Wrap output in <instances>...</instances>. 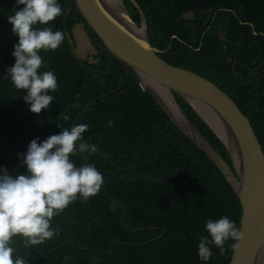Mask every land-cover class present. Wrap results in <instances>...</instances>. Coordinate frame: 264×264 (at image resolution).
<instances>
[{"label": "trees", "instance_id": "1", "mask_svg": "<svg viewBox=\"0 0 264 264\" xmlns=\"http://www.w3.org/2000/svg\"><path fill=\"white\" fill-rule=\"evenodd\" d=\"M136 1L146 14L153 45L162 50L171 46L159 54L160 58L172 66L203 75L230 94L249 119L264 151V0H208L203 6L208 8L194 11L214 15L218 9L202 43L200 36L193 39L182 27L181 35L168 1ZM58 2L61 15L48 25L35 26H48L64 33L61 45L47 54L48 62L52 55L51 67L43 63L40 69L53 71L61 88L59 92H50L54 100L47 112L34 114L43 123L36 134L47 137L58 134L64 128L70 129L76 119L78 124L88 126L83 142L95 146L96 151L84 152L89 165L94 164L103 178L98 189L100 208L91 220L95 264H199L195 249L205 220L222 216H230L236 222L241 219L236 195L214 164L171 123L153 98L141 93L136 75L131 74L127 84L115 92L125 74L122 65L111 59L106 49L94 58L100 59L99 63L91 64L72 55L65 32L76 23L75 17L79 22L83 20L74 0ZM19 7L22 5L17 0H0V129L9 127L10 116L25 120L24 107L29 108L23 99L26 93L11 85L6 72L14 64L13 45L18 42L8 17ZM67 7L72 12L65 18ZM220 25L224 32L218 37ZM166 26L168 32L164 31ZM172 34L178 39L170 41ZM92 39L97 49L104 48L95 36ZM225 54L234 63L229 64ZM176 100L191 124L230 164L226 149L207 125L183 100L179 97ZM90 102L93 104L79 115ZM66 106L68 109L62 112ZM61 114L68 117V123ZM1 140L7 148L16 149L15 153L23 149L21 142L15 145L10 140ZM70 159L76 166L79 162L87 164L77 152ZM5 168L0 158V169ZM152 176H157L158 181ZM165 177L166 184L161 181ZM72 206L70 203L67 207ZM59 214L69 218L84 216L60 211L50 225L58 235L44 247L33 245L40 250V254L34 255L49 252L52 260L67 251L68 244L62 245L65 242L62 239L74 238L69 230L73 225L64 222ZM18 250L24 251L22 247ZM230 256L228 251L221 264H228Z\"/></svg>", "mask_w": 264, "mask_h": 264}, {"label": "clouds", "instance_id": "2", "mask_svg": "<svg viewBox=\"0 0 264 264\" xmlns=\"http://www.w3.org/2000/svg\"><path fill=\"white\" fill-rule=\"evenodd\" d=\"M122 1L123 12L126 13L125 8H128L134 17L129 18L126 13L130 19L128 21L122 17L121 13L118 15V20L120 23L129 24L131 28L133 23L140 28V12L128 0ZM165 1L173 6L172 15L175 17L176 24L180 27L181 35L183 36L184 33L182 27L187 29L186 34L191 38L196 39L200 36L199 42L202 43L214 24L215 16L209 14L195 15L193 12L208 8L203 7L207 5L208 0ZM134 2L137 6H140L136 0ZM17 3L22 7L16 9L14 14L8 17V21L12 25L13 34L18 37V42L13 45L14 64L7 68L6 72L14 87L26 93L23 95L24 101L29 106V108L24 107L27 114L26 122L33 120L35 123L25 126L24 122V124L18 126L11 122L8 128L0 129L1 139H14V141L21 142L20 148L23 147L15 153L16 149L7 148L0 139V158L6 165L5 169H0V264H42V260L45 261L44 264H95L93 250L95 234L94 223L91 220L95 219L100 208L101 197L99 195L101 192L98 189L103 182V178L94 164L88 165L79 162V166H76L70 159V156L78 150L90 149L92 152L96 151L95 146L83 142V133L88 126L78 124L77 120L72 123L70 129L64 128L58 134L49 137L36 134L43 123L37 120L34 114H39L42 110L47 112L46 109L54 100L50 92H59L61 88L60 81L53 71H40L44 67L40 53L56 50L64 40V33L60 30L53 31L48 26H35L38 24L48 25L50 21L61 15L62 8L58 0H17ZM217 10H214V12H217ZM79 17L82 18L80 14ZM144 19L147 41L153 48L158 50L159 53L156 54L160 57L159 54L165 53L166 49L169 50L171 46L165 50L154 46L146 14H144ZM80 23L84 26V32L86 29H90L84 20L74 23L70 31H67L74 38L81 39V33L80 36L76 35V32L80 31L74 29ZM121 28L122 26L119 30ZM164 31L168 32L167 26ZM223 32L220 25L218 37ZM134 33L141 35L140 32L134 31ZM131 38H134V35L126 34L123 41L129 45L128 41ZM174 39H178L176 34L170 36V41ZM67 46L72 53L75 52L74 46L70 44H67ZM110 55L111 59L122 65L125 74L124 79H120L121 85L116 90L118 92L127 84L131 74L136 75V73H133L130 67L123 65L120 61L122 57ZM221 57H219V61H221ZM225 57L229 64L234 63L228 55L225 54ZM95 60L97 62H88L91 64L100 62V59ZM228 63L226 64L229 66ZM195 74L217 86L203 75ZM138 79V89L141 93H145V90L142 89L145 84L143 77L142 80L139 77ZM167 90L172 95L173 101L177 103L176 98L178 96L174 93V89ZM223 92L241 110L235 99L227 92ZM148 93L155 102V97L150 92ZM187 95L191 97V95ZM233 95L236 97V93H233ZM184 98L180 99L185 102ZM166 102L163 103L165 108ZM185 104L191 110L195 107L191 102H185ZM158 106L163 110L160 105ZM86 107L79 115L88 109ZM166 110L168 111L166 114L173 115L170 108H166ZM79 115L77 118L80 117ZM197 116L200 118L199 115ZM64 119H68V117L65 116ZM26 127L30 129H26ZM70 203L73 206L67 207ZM60 211L69 212L73 215L80 213L84 215L79 218H69L59 214L64 222H71L73 225V228L69 230L70 235L74 238H61L65 241L62 245L68 244L66 246L67 251L52 260L49 259V253L43 252L39 255L40 257L34 255L38 252L40 254V250L34 248L33 245L44 247L58 235V231L53 230L50 225L55 223L52 218ZM240 213L242 214V210H240ZM205 221V228L201 227L198 234L199 242L195 249L196 261L199 264H221L222 257H225L228 251L231 254L237 241L242 239L240 218H238V222L230 216H222L215 220L207 218ZM229 240L232 242L226 243ZM18 247H22L24 251L20 252ZM229 263L230 260H228Z\"/></svg>", "mask_w": 264, "mask_h": 264}, {"label": "water", "instance_id": "3", "mask_svg": "<svg viewBox=\"0 0 264 264\" xmlns=\"http://www.w3.org/2000/svg\"><path fill=\"white\" fill-rule=\"evenodd\" d=\"M120 1L121 9L114 12L103 0H74L82 19L97 34L102 45L106 48L111 47L112 53L122 57L120 61L123 65L130 67L141 80L142 77L150 78L166 89L181 91L184 97L189 94L211 108L213 117L209 118L205 113L199 116L222 142L229 155L230 164L222 159L182 112L180 113L186 121L184 126L178 125L173 115L170 118L178 125L176 126L178 130L216 165L241 205L242 239L237 241L234 247L239 254L234 255L229 264H264V154L249 119L217 86L192 71L172 66L158 57L156 54L159 53L158 50L147 41L143 14L140 13V28L134 23L131 25L132 28L129 24L120 23L118 15L121 13L125 20L130 21L123 12V1ZM128 1L133 6H137L134 0ZM120 26L126 34L134 37H136L134 28L140 30L143 38L140 39L138 36V40L131 38L128 45L118 33ZM74 29L80 31L81 41L85 40L83 24H77ZM119 50L120 53H114ZM150 93L156 100L160 99L156 92L150 91ZM159 105L168 113L163 104ZM171 110L173 112V109ZM189 129L195 133L194 136L190 134Z\"/></svg>", "mask_w": 264, "mask_h": 264}, {"label": "bare ground", "instance_id": "4", "mask_svg": "<svg viewBox=\"0 0 264 264\" xmlns=\"http://www.w3.org/2000/svg\"><path fill=\"white\" fill-rule=\"evenodd\" d=\"M103 2L109 7V8H111L112 9V11H114V12H118L120 9H121V1L120 0H103ZM135 7V6H134ZM141 14H143L144 15V13L142 12V10H141V8H140V6H136L135 7ZM69 10V12H67ZM78 11V10H77ZM125 11H126V13H127V15H128V17L129 18H131L130 17V14H129V12H128V10H127V8H125ZM71 12H72V10H71V8L70 7H67L66 8V11H65V15H64V17L65 18H68L70 15H71ZM194 13V12H193ZM218 13V12H217ZM195 14V13H194ZM196 15V14H195ZM216 15V12H214V16ZM123 17V16H122ZM74 20L76 21V23H78V21H77V19L76 18H74ZM134 30L136 31V32H140L139 30H137V29H135L134 28ZM118 33L119 34H121L123 37H126V34H125V32L124 31H122V30H119L118 31ZM68 34V35H67ZM91 35L92 34V36H95L98 40H99V38H98V36H97V34L93 31V30H90V29H86L85 30V32H84V37H85V40H83V41H81L82 40V37H81V39H78V38H74V37H72L67 31L65 32V38H66V41H67V43L68 44H70V45H72V46H74L75 47V52L74 53H72V55L76 58V59H88V58H92L94 61H95V56L96 55H98V54H101V53H104V49H106L107 51H108V53L109 54H112L113 56H115L113 53H112V48L111 47H108V48H106V47H104V48H96L97 47V45H93V43H92V41H91V38L89 37V35ZM137 36L138 37H140V39L141 38H143V36L142 35H136V37H134L135 38V40H138V38H137ZM123 46V45H122ZM47 52V53H46ZM49 53H51L52 54V50H49V51H42L40 54H41V56H42V60H43V63L45 64V65H47V66H50L51 67V58H52V55H51V58H50V60H49V62L47 61V59H49V57L50 56H47V54H49ZM114 53H116V54H118V53H120V50L119 51H114ZM133 73H136V72H134V71H132ZM143 80H144V82H145V84L143 85V87H142V89L143 90H145V93H148V92H150V91H154V92H159V93H157L158 95H159V98L161 99H159V100H155V103L157 104V105H159V104H163V103H165L166 102V100H167V102H166V108H170V110L171 109H173V118H174V120L177 122V124L178 125H182V126H184L185 124H186V121H185V119L183 118V116H182V114L180 113L181 112V109L178 107V105H177V103L176 102H174L173 101V98H172V95L169 93V91L165 88V87H163L162 85H159L158 83H156L155 81H153L152 79H150V78H145V77H143ZM11 85H13V82L11 81ZM14 86V85H13ZM118 88L116 87L115 88V91L117 90ZM117 92V91H116ZM51 93H53V92H51ZM174 93L175 94H177V96L179 97V98H184V94L183 93H181L180 91H178V90H176V89H174ZM109 94H111V93H108L107 95H109ZM149 94V93H148ZM150 95V94H149ZM152 97V96H151ZM75 98H76V96H75ZM153 98V97H152ZM184 100H185V102H191V103H193L194 105H195V107L194 108H192V110H193V112L196 114V115H203V113H205L209 118L210 117H213L212 116V111H211V109L208 107V106H206V104H204V103H200V102H198L197 100H195V99H193L192 97H189V96H186V98H184ZM188 100V101H187ZM91 104H93V102H90L87 106H88V108L91 106ZM168 104H170V105H168ZM66 109H68V106H66V108H62V112H64V111H66ZM179 109V110H178ZM162 112L164 113V114H166V112L164 111V110H162ZM19 115H20V113H18ZM61 116H62V118L64 119V117H65V115H63V114H61ZM166 116L169 118V120L171 121V123L174 125V126H178L176 123H174V120H172L170 117L171 116H169L168 114H166ZM19 117V116H18ZM14 118V119H12V117L10 116V119L12 120V122L15 124V125H22V124H24V122H25V126H28V125H32L30 122H26V119L25 120H21V119H19V118ZM188 121H189V119H187ZM75 121H77V119L76 120H74L73 121V123H75ZM79 121V120H78ZM64 122H69V120L67 121L66 119H64ZM190 122V121H189ZM181 126V127H182ZM71 127H72V125H71ZM26 129H30L29 127H26ZM190 131H191V135L192 136H194V132L191 130V129H189ZM217 133V132H216ZM202 137H204L203 135H201ZM216 137V136H215ZM189 141H190V139L189 138H187ZM11 142H15V145L18 143L16 140L14 141V139H9ZM219 140V139H218ZM220 141V140H219ZM191 142V141H190ZM221 142V141H220ZM210 144V143H209ZM221 144H222V142H221ZM225 148V147H224ZM215 150V149H214ZM216 151V150H215ZM78 154H79V156H80V158L82 159V160H84L88 165L90 164V161L89 160H87L88 159V156H87V154L84 152V151H76ZM217 152V151H216ZM218 153V152H217ZM226 153H227V151H226ZM228 154V153H227ZM206 155V154H205ZM229 156V155H228ZM206 157L209 159V157L206 155ZM223 159V158H222ZM210 160V159H209ZM224 160V159H223ZM211 161V160H210ZM212 162V161H211ZM213 163V162H212ZM214 164V163H213ZM214 166L216 167V165L214 164ZM217 168V167H216ZM217 170H218V168H217ZM162 183H164V184H166L167 183V181L166 182H162ZM234 192V191H233ZM234 194H235V192H234ZM236 195V194H235ZM237 197V196H236ZM240 207H241V205H240ZM241 220H242V214H241V219H240V222H241ZM121 223L123 224L124 223V217H122L121 218ZM166 231H164V233H165ZM160 237V236H159ZM252 248H253V246H252ZM49 253V252H48ZM238 254H239V251L237 250V249H235V250H233L232 251V253H231V256H230V260L231 259H233V256L235 255V256H238ZM38 257H40V256H38Z\"/></svg>", "mask_w": 264, "mask_h": 264}, {"label": "flooded vegetation", "instance_id": "5", "mask_svg": "<svg viewBox=\"0 0 264 264\" xmlns=\"http://www.w3.org/2000/svg\"><path fill=\"white\" fill-rule=\"evenodd\" d=\"M126 7H127V6H126ZM127 10H128V8H127ZM128 12H129V14H130V17L133 18L134 16L131 14V12H130L129 10H128ZM196 15H205V14H202L201 12H199V13H197ZM88 35H89V34H88ZM89 37L91 38V41H92L93 45H96L95 42H94L93 39H92V38H94V36H92V34H91V35H89ZM98 50H99V49H98ZM152 178L158 181L157 176H152ZM161 181H162V182H166V181H167L166 177H165V178H162Z\"/></svg>", "mask_w": 264, "mask_h": 264}, {"label": "rangeland", "instance_id": "6", "mask_svg": "<svg viewBox=\"0 0 264 264\" xmlns=\"http://www.w3.org/2000/svg\"><path fill=\"white\" fill-rule=\"evenodd\" d=\"M76 35L80 36V32H76ZM87 60L90 62H97L96 60L94 61L92 58H88Z\"/></svg>", "mask_w": 264, "mask_h": 264}]
</instances>
